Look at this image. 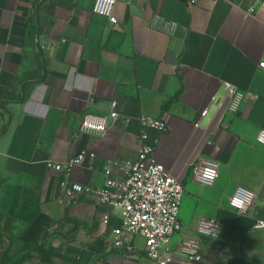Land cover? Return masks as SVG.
I'll list each match as a JSON object with an SVG mask.
<instances>
[{
	"label": "crops",
	"instance_id": "1",
	"mask_svg": "<svg viewBox=\"0 0 264 264\" xmlns=\"http://www.w3.org/2000/svg\"><path fill=\"white\" fill-rule=\"evenodd\" d=\"M94 4L0 0V264H156L142 239L133 252L114 247L119 210L87 193L72 201L48 168L93 152L94 171L75 169L70 180L102 187L107 161L136 158L140 115L167 124L166 133L148 130L149 142L185 187L180 220L205 264H264V4L118 0L116 25ZM225 83L257 99L236 116L213 106L196 129L210 99H225ZM112 101L121 118L109 133H81L83 118L109 117ZM200 159L221 164L212 188L193 180ZM237 186L257 195L249 214L228 207ZM203 217L222 223L219 239L196 234ZM181 242L176 235L172 248Z\"/></svg>",
	"mask_w": 264,
	"mask_h": 264
},
{
	"label": "built area",
	"instance_id": "2",
	"mask_svg": "<svg viewBox=\"0 0 264 264\" xmlns=\"http://www.w3.org/2000/svg\"><path fill=\"white\" fill-rule=\"evenodd\" d=\"M128 1V0H125ZM200 0H189V5H195ZM118 0H95L93 13L108 19L112 25L118 24L114 16V8ZM253 7L250 13H254ZM264 70V62L260 63ZM226 97L221 100L217 96L210 99L208 106L202 111L195 128L199 129L213 106L217 107L216 116L224 113L236 116L247 99L257 97L246 94L231 83H225ZM118 104L112 101L109 117L86 115L81 124V133L104 136L109 133L111 123L117 122L121 115L117 111ZM129 123L130 119H124ZM140 133L138 135L137 156L132 161H107L103 174L105 181L100 188L85 187L73 183L70 177L75 169L93 172L97 156L90 151H83L63 163H48L52 174L64 176L62 189L72 201L79 194L94 195L100 205L117 209L121 213V226L113 230L114 247L124 248L129 252L140 249L137 239L143 240L146 257L156 264H205L206 259L197 237L184 233L180 220L181 207L185 197V187L181 179L156 159V150L149 142L148 130L159 133L167 132L164 119L140 115L138 117ZM256 144L264 148V129L256 137ZM120 170V175L114 177V169ZM221 164L216 160L200 159L193 170V180L198 184L212 188L219 179ZM257 200L252 191L237 186L228 199V207L238 215L249 214ZM109 216L104 217L108 225ZM257 229H264V220L258 221ZM223 231V225L218 219L203 217L196 225L199 237L217 240ZM182 236L181 245L177 250L172 248V238Z\"/></svg>",
	"mask_w": 264,
	"mask_h": 264
},
{
	"label": "trees",
	"instance_id": "3",
	"mask_svg": "<svg viewBox=\"0 0 264 264\" xmlns=\"http://www.w3.org/2000/svg\"><path fill=\"white\" fill-rule=\"evenodd\" d=\"M28 260V257L26 258V259H24L23 261L25 262V261H27Z\"/></svg>",
	"mask_w": 264,
	"mask_h": 264
},
{
	"label": "rangeland",
	"instance_id": "4",
	"mask_svg": "<svg viewBox=\"0 0 264 264\" xmlns=\"http://www.w3.org/2000/svg\"><path fill=\"white\" fill-rule=\"evenodd\" d=\"M264 4V0H260ZM181 214V213H180Z\"/></svg>",
	"mask_w": 264,
	"mask_h": 264
}]
</instances>
